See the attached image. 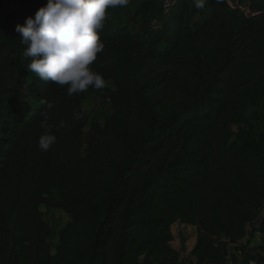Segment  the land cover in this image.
<instances>
[{
	"label": "trees",
	"instance_id": "16d2710c",
	"mask_svg": "<svg viewBox=\"0 0 264 264\" xmlns=\"http://www.w3.org/2000/svg\"><path fill=\"white\" fill-rule=\"evenodd\" d=\"M160 1L138 7L161 19L141 31L107 10L90 67L113 82L112 111L83 154L88 90L69 97L28 71L15 31L47 0H0V264H160L177 223L195 228L199 264L225 260L227 240L239 264L264 263V243L241 242L264 233V0H174L166 14ZM45 113L57 140L41 152ZM43 207L70 218L55 254Z\"/></svg>",
	"mask_w": 264,
	"mask_h": 264
},
{
	"label": "clouds",
	"instance_id": "9594fccd",
	"mask_svg": "<svg viewBox=\"0 0 264 264\" xmlns=\"http://www.w3.org/2000/svg\"><path fill=\"white\" fill-rule=\"evenodd\" d=\"M129 0H47L39 7L34 17L28 16L23 24H17L28 58L27 70L40 80L58 86H67L69 97L86 92L90 87L103 89L106 81L102 74L92 70L90 65L105 47L99 32L104 27L109 8H124ZM206 0H194L197 9L205 7ZM54 104L47 103L52 109ZM45 129L38 139V148L47 152L56 143L47 113L40 123ZM61 121L60 128L66 127Z\"/></svg>",
	"mask_w": 264,
	"mask_h": 264
},
{
	"label": "rangeland",
	"instance_id": "374dc122",
	"mask_svg": "<svg viewBox=\"0 0 264 264\" xmlns=\"http://www.w3.org/2000/svg\"><path fill=\"white\" fill-rule=\"evenodd\" d=\"M144 0H129V4L124 8H111L110 15L113 22L116 25H130L134 30L141 31L146 28H150L151 23L149 19L142 18L136 14L138 7ZM157 12V13H156ZM152 13L153 16L160 18V13L156 10ZM115 86L111 80L106 81V86L103 89L96 90L93 88L88 89L87 97L77 109V117L86 115L88 118V124L84 128L82 153H86L90 144L96 141V137L91 133L90 125L93 123L103 124L105 118L111 113V102L108 98V90H114ZM246 122L247 126L250 123L256 128L262 124V113L258 108L251 105H247ZM43 214L45 220L51 225L52 234V253H56V246L58 245V236L60 230L70 221L69 216L60 209H46L43 207ZM256 229L264 227V209L261 217L254 223ZM173 231L177 237L175 240V254L171 257H164L160 260V264H199L196 257L192 254V249L195 245L196 230L192 226H186L183 224H175ZM250 240V241H249ZM241 242L250 243V247L255 249V252H260L258 246L264 243L263 232H252L249 229L247 238ZM224 248L227 258L225 260H208L204 264H239L241 260L240 254L234 250L235 242L227 240L224 242ZM173 262V263H172Z\"/></svg>",
	"mask_w": 264,
	"mask_h": 264
},
{
	"label": "built area",
	"instance_id": "2783aa9c",
	"mask_svg": "<svg viewBox=\"0 0 264 264\" xmlns=\"http://www.w3.org/2000/svg\"><path fill=\"white\" fill-rule=\"evenodd\" d=\"M173 2L174 0H161L160 1V8H161L162 14H166L167 12H169ZM149 22L151 23V26L153 28H157L161 24V19L157 16L152 15L149 18ZM250 264H258V263L251 262ZM261 264H264V263H261Z\"/></svg>",
	"mask_w": 264,
	"mask_h": 264
},
{
	"label": "crops",
	"instance_id": "0c3cea01",
	"mask_svg": "<svg viewBox=\"0 0 264 264\" xmlns=\"http://www.w3.org/2000/svg\"><path fill=\"white\" fill-rule=\"evenodd\" d=\"M97 140V139H96ZM94 142H96V141H93L92 143H94ZM258 233V232H257Z\"/></svg>",
	"mask_w": 264,
	"mask_h": 264
}]
</instances>
